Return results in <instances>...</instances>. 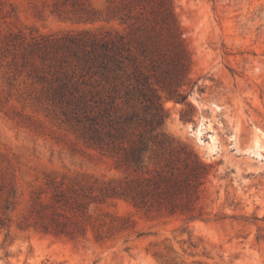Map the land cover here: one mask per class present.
<instances>
[{
  "label": "rangeland",
  "instance_id": "rangeland-1",
  "mask_svg": "<svg viewBox=\"0 0 264 264\" xmlns=\"http://www.w3.org/2000/svg\"><path fill=\"white\" fill-rule=\"evenodd\" d=\"M78 3L107 6L0 0V264H264V0H174L192 57L191 82L185 102L164 94V129L214 164L200 201L211 219L188 221L113 200L92 212L95 228L89 225L85 237L35 226L34 204L48 200L49 179L125 175L113 155L85 143L59 108L40 102L37 86L19 71L16 33L118 25L78 22L57 11Z\"/></svg>",
  "mask_w": 264,
  "mask_h": 264
},
{
  "label": "trees",
  "instance_id": "trees-1",
  "mask_svg": "<svg viewBox=\"0 0 264 264\" xmlns=\"http://www.w3.org/2000/svg\"><path fill=\"white\" fill-rule=\"evenodd\" d=\"M57 11L78 22L118 25L16 33L19 71L37 86L40 102L59 108L85 143L113 155L125 175L49 179L48 200L34 204L35 226L85 237L89 225L95 228L92 212L113 200L188 221L211 219L200 201L214 164L164 129V94L185 102L191 82L192 57L174 0H107L104 9L78 3Z\"/></svg>",
  "mask_w": 264,
  "mask_h": 264
},
{
  "label": "bare ground",
  "instance_id": "bare-ground-1",
  "mask_svg": "<svg viewBox=\"0 0 264 264\" xmlns=\"http://www.w3.org/2000/svg\"><path fill=\"white\" fill-rule=\"evenodd\" d=\"M202 129H203V127H202V126H200V128H198V133H199V134H201V133H202Z\"/></svg>",
  "mask_w": 264,
  "mask_h": 264
}]
</instances>
